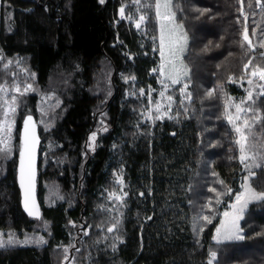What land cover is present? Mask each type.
Returning a JSON list of instances; mask_svg holds the SVG:
<instances>
[{
	"label": "trees",
	"instance_id": "16d2710c",
	"mask_svg": "<svg viewBox=\"0 0 264 264\" xmlns=\"http://www.w3.org/2000/svg\"><path fill=\"white\" fill-rule=\"evenodd\" d=\"M121 7L145 15L143 32L121 19ZM173 7L189 36L192 101L178 99L176 118L151 124L155 0H0V84L18 73L15 64L5 67L9 59L23 58L36 75L33 90L17 97L14 145L0 152V232L46 241L2 247L0 264H209L212 252L215 264H264V201L246 211L243 240L213 239L227 190L242 175L227 103L244 94L234 81L264 70V0H174ZM257 92L253 148L261 167L251 184L259 193L264 87ZM29 115L41 136L40 219L24 212L18 183ZM118 177L121 201L112 198Z\"/></svg>",
	"mask_w": 264,
	"mask_h": 264
},
{
	"label": "rangeland",
	"instance_id": "374dc122",
	"mask_svg": "<svg viewBox=\"0 0 264 264\" xmlns=\"http://www.w3.org/2000/svg\"><path fill=\"white\" fill-rule=\"evenodd\" d=\"M173 3L174 0H172V12L175 13L174 11V7H173ZM122 8V7H121ZM120 8V9H121ZM124 8V7H123ZM144 16V21L140 22V17ZM121 19H125L128 20L130 22L134 23V26L136 27L137 23H140V27L136 29L139 30V32H143L145 30V24H146V17L144 14H141V12H139L138 14L132 15V16H127V14L125 13V8H124V15L123 17L120 14ZM164 23L169 24L170 26H175V25H182L180 23H178L177 21V17H176V13H175V20L172 22L169 21H165ZM158 30H159V36H160V21L158 20ZM177 33L179 35H184L186 34L187 37V41L186 43H183V52H177V55L179 56V59L175 60V64L177 67H179L181 69L180 71V76H179V83L173 84L171 79H169V76H176V73L174 71H171L172 65H166L163 69H161V64L163 63L162 58L160 56V52H159V47H160V40H158V52H159V66L155 69H158V71H153L152 73L157 74V80H158V87L157 89H150L149 91V109L145 112L146 116L145 119H147L149 122H151V124H155L157 121H161L164 122L166 120H172L174 118H176V105L178 102V99H180L183 103H189L192 101V95H191V88H190V76H191V68L189 63L186 60V56L188 54L189 51V36L187 35V32L183 26L182 29H177ZM16 65L17 66V70L18 73L13 77L12 81H10V83H4V84H0V88H3L4 91L0 92V121H3L5 119V117L3 116V110L5 108L8 107V105L12 104V97H18V95L20 93H18L16 91V88L19 87L21 92L24 91V89L28 86L31 85V90H33V85H32V81H30L29 79L32 80H36V75L34 74V72L29 69L26 64H23V58L18 57L17 60L12 61L11 59H9V61L7 62L5 67H10L12 65ZM187 73L186 75L184 73ZM163 73V74H162ZM249 81H251V83H249ZM234 83L244 92V94L240 97L238 96H231L229 102L227 103V118L228 121L229 120V116H231L233 118L234 122H230L231 125L233 126L234 129H236V127H240L242 129V131L244 132V134L248 137V140L246 141V153L249 157V159H247L245 161L244 164H242L243 169L241 172V176L239 177V181H238V188H236L235 190H233L231 192V195L229 197V199L224 203L223 205V211L221 213V220L223 219V213L224 212H232L233 209L231 208V205L236 204V196L241 193L244 192L245 189L242 187V185L244 184H250L252 189L254 191H256L252 184H251V179L254 177V173L253 170L256 167V164H259V160H260V154L259 152L254 149V138H255V125L257 124V121L259 119V117L254 116V118H252V114L254 115V111H253V107H252V103H253V97L258 93L257 90L259 88V92L262 91L263 87H264V80H261L259 77V74L257 73V75H252L249 74V76L247 78H244L240 81H234ZM27 91V92H29ZM25 92V93H27ZM161 93H163V95H161ZM249 93H251V98H249ZM171 96V100L168 99V97ZM5 101H7V105H5ZM243 102V103H242ZM17 99H16V113L15 115H11L10 114V119L14 121V126H13V130H12V139L9 142V147L10 149L13 147L14 145V140H15V132H16V125H17V120H16V115H17ZM236 105H240V107L244 110L241 111L239 113H237V109H236ZM239 116V119H236V117ZM244 120H248L250 127L245 128L244 126ZM236 131V130H235ZM237 134V139H240V133L236 132ZM97 141V135L95 138V141L93 142L92 140H90V146L93 147L95 145ZM4 146L2 144H0V148H3ZM239 151H240V147H239ZM241 155V153H240ZM245 164L250 165V168H246ZM250 173H253L254 175H250ZM248 178L247 180L245 178ZM124 180L121 177H118L117 179V184L119 186L117 191H114L112 193V198L114 200H118L121 201L125 196H126V192H125V188H124ZM257 192V191H256ZM231 198H233L231 200ZM257 201H252L249 203L248 207L245 209L244 213H243V217L246 213V211L248 210L249 206ZM239 205H237L238 207ZM220 220V222H221ZM243 219L239 220V225L241 228V222ZM220 226V223L218 225V227ZM242 229V228H241ZM2 233V232H0ZM0 235V241L4 242V245H29V244H39L36 241H38L40 239V237L34 236V237H28L27 239L29 240V243L25 244L23 243V241L26 239H19L17 240L12 234H4ZM243 236H244V232H242ZM9 235H12L14 240L16 241H20V243H13V244H8V238ZM215 235H216V231H215ZM216 241V240H215ZM237 241V240H234ZM222 242H230L227 240H222ZM42 245V244H39ZM4 246V247H5ZM217 259V255L216 258L213 259L212 256L210 257L211 264H215V261Z\"/></svg>",
	"mask_w": 264,
	"mask_h": 264
},
{
	"label": "snow or ice",
	"instance_id": "6c2138e0",
	"mask_svg": "<svg viewBox=\"0 0 264 264\" xmlns=\"http://www.w3.org/2000/svg\"><path fill=\"white\" fill-rule=\"evenodd\" d=\"M101 3L104 2V0H100ZM137 3H139V0H136ZM155 9H156V17L160 21V47L159 52L160 56L162 58L163 63L161 64V69H163L166 65H172L171 71H174L176 73V76H169V79H171L173 84L179 83V76L181 69L176 66L175 60L179 59V56L177 55V52H183V43H186L187 37L186 34L179 35L177 33V29H182L183 25H175L170 26L169 24L164 23L165 21L172 22L175 20V13L172 12V0H155ZM120 14L123 17L124 15V8L122 7L120 9ZM140 22L144 21V16H141ZM137 28L140 27V23H137ZM244 41H248L249 45H251V42L249 41L247 30H245L243 34ZM183 42V43H182ZM243 43H241V47H243ZM262 47H264V43L261 44ZM248 65H245V68H247ZM153 71H158V69H153ZM259 74V77L261 80H264V70H257L252 73V75ZM163 74V73H162ZM187 74L186 72L184 73ZM251 83V81H249ZM31 90V85H28L23 92H21L20 88L17 87L16 91L20 93V95H24L25 92ZM4 89L0 88V92H3ZM163 95V93H161ZM209 95H212L210 92ZM264 95V93H262ZM249 98H251V93H249ZM12 104L8 105L7 108L3 110V116L5 119L3 121H0V144H2L4 147L0 148V152L7 154L11 151L9 147V142L12 139V130L14 126V121L11 120L10 114L15 115L16 113V97H12ZM169 100H171V96L168 97ZM5 105H7V101L4 102ZM243 103V102H242ZM237 109V113L244 111L240 105L235 106ZM236 119H239V116L236 117ZM230 122H234L233 118L229 116ZM244 126L245 128L250 127L248 120H244ZM236 132L240 133V139L236 141V143L240 147V162L242 164L245 163L247 159H249L247 153H246V141L248 140V137L244 134L242 129L240 127H236ZM21 138V145H20V157H21V163H20V186L23 189L24 193V208L25 211L28 212L29 216H36L39 218V211L38 206L35 203L34 199V177H35V170H34V149L35 144L38 142L37 138L35 136V125L33 122V118L31 115L27 116L23 120V129L20 134ZM96 138V134L93 133L90 139L94 142ZM264 147V145H262ZM256 167H261V165L256 164ZM246 168H250V165L245 164ZM250 175H254L253 173H250ZM248 179L247 177L245 178ZM221 184H223V181H220ZM242 187L245 189L244 192L239 193L236 196V204L231 205V208L233 209L232 212H224L223 213V219L220 222V226L216 228V235L213 237L214 240H216L217 243H221L222 240L227 241H234V240H243L244 236L242 234L243 230L240 228L239 220L243 219V213L245 209L248 207L249 203L252 201H264V192H256L252 189L250 184H244ZM211 191H215V189H212ZM231 189L229 188L227 190L228 194H231ZM220 195L219 193L217 194ZM220 201L217 200V203ZM237 205H239L237 207ZM204 220H206L209 224L212 223V219L208 216L203 217ZM112 229H109L111 231ZM0 235H3L0 233ZM39 244L46 243V241L43 240V238H40L38 241H36ZM13 243H20V241L14 240L12 235H9L8 238V244ZM23 243L27 244L29 243V240L26 238ZM4 242L0 241V248L4 247ZM211 256L213 259L216 258V253L212 252ZM209 264H211V261H209Z\"/></svg>",
	"mask_w": 264,
	"mask_h": 264
},
{
	"label": "water",
	"instance_id": "95a60500",
	"mask_svg": "<svg viewBox=\"0 0 264 264\" xmlns=\"http://www.w3.org/2000/svg\"><path fill=\"white\" fill-rule=\"evenodd\" d=\"M107 0H104L103 4H106ZM33 118V122L35 125V136L37 138V143L35 144V149H34V170H35V177H34V199H35V203L38 206V211H39V218H41L42 216V210H41V205L39 202V198H38V178H39V150H40V145H41V136H40V132H39V123L38 121L32 116ZM22 143V141H21ZM20 163H21V157L19 155V163H18V183H19V188H20V192H21V197H22V208L24 210V212L28 215V212L25 211L24 208V193H23V189L20 186ZM30 218H37L36 216H29Z\"/></svg>",
	"mask_w": 264,
	"mask_h": 264
}]
</instances>
